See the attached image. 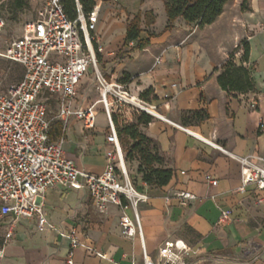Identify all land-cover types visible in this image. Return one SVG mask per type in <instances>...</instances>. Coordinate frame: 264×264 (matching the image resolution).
I'll return each instance as SVG.
<instances>
[{
  "label": "crops",
  "instance_id": "0c3cea01",
  "mask_svg": "<svg viewBox=\"0 0 264 264\" xmlns=\"http://www.w3.org/2000/svg\"><path fill=\"white\" fill-rule=\"evenodd\" d=\"M119 1L96 0V33L103 49L97 55L98 68L103 70V57L116 60L114 75H125V84L134 95L153 90L144 99L157 106L159 116H153L141 130L156 140L165 157L163 167L174 173L166 187L143 182L137 186L149 195L138 208L148 258L163 264L160 246L180 239L191 249L187 264H264V199L259 201L264 190L249 185L240 191L241 166L230 156L264 157V0H248L245 10L243 0H231L213 24L200 29L178 18L171 30H166L164 0L115 3ZM147 11L156 16L152 26L145 24ZM138 13L142 15L140 39L149 33L156 36L146 48L131 51L137 41L123 48L126 29ZM160 13L166 24L157 30ZM242 41L249 44L244 65L251 70L255 90L228 94L214 70L221 69ZM122 48L128 52L120 58ZM242 55L239 48L238 64ZM91 73L94 80L91 67L78 85L76 107L80 106L79 90ZM50 99L48 107L55 104L56 114L58 100ZM92 105L97 109L94 127L85 128L72 118L63 149L79 169L101 174L111 148L108 120L99 98ZM202 109L207 118H188L189 111ZM136 169L137 162H131L130 172L135 175ZM206 175L217 184L209 183ZM181 191L192 192L197 199L181 204ZM45 211L54 225L49 232L39 231L34 220L23 218L4 244L6 228L0 227V246L4 244L5 249L0 264H68L70 259L72 264H145L140 236L122 235L118 206L99 212L85 189L57 186L46 192ZM128 212L133 215L131 209ZM224 212L228 217L222 220ZM72 229L81 243L76 247L68 236Z\"/></svg>",
  "mask_w": 264,
  "mask_h": 264
},
{
  "label": "built area",
  "instance_id": "2783aa9c",
  "mask_svg": "<svg viewBox=\"0 0 264 264\" xmlns=\"http://www.w3.org/2000/svg\"><path fill=\"white\" fill-rule=\"evenodd\" d=\"M35 17L25 24L22 34L14 38L2 54L8 61L23 67V78L15 83H5L0 68V227H5L4 244L12 237L17 221L30 219L39 231L49 232L54 225L45 211V195L51 187L85 189L99 212L111 206L121 211L122 235L134 238L139 235L144 247L139 204L147 202L149 195L131 180L125 154L118 136L114 116L120 121H132L141 112L159 116L157 106L134 95L125 83L108 79L98 68L96 26L98 13L84 14L78 4V15L68 17L63 0H31ZM5 25L0 15V32ZM160 57L156 63L160 62ZM92 67L98 84L99 102L108 120L107 141L111 148L106 152L107 166L101 174L77 167L68 158L63 143L72 118L85 128L94 127L97 114L95 105L76 107L80 81ZM56 97L58 111L49 117V99ZM62 124L60 136L51 140L53 121ZM216 148L227 152L222 146ZM241 166L240 191L249 185L264 190V157L260 155L237 156L230 154ZM212 185L217 180L206 175ZM181 204L197 199L189 191L178 194ZM264 197H259L263 201ZM131 209L133 215L128 210ZM228 217L224 212L222 220ZM64 235V233H62ZM71 246L80 245L76 229L68 235ZM4 244L0 246V263L5 256ZM190 247L183 240H167L160 246L163 264H187ZM145 264H154L144 247ZM72 264V260L68 261Z\"/></svg>",
  "mask_w": 264,
  "mask_h": 264
},
{
  "label": "trees",
  "instance_id": "16d2710c",
  "mask_svg": "<svg viewBox=\"0 0 264 264\" xmlns=\"http://www.w3.org/2000/svg\"><path fill=\"white\" fill-rule=\"evenodd\" d=\"M229 1L231 0H164L168 19L166 30H171L178 18H182L187 23H194L198 28L203 29L218 19ZM247 2L248 0H243V10L248 8ZM11 3L15 11H22L32 5L31 0H11ZM78 4L82 12L88 15L94 10L96 0H63L64 9L68 17L72 20L76 19L78 15ZM144 19L146 26H152L156 22V16L153 11L145 12ZM142 31V15L138 13L127 25L123 48L128 47L134 41H137V44L130 49L131 51L142 50L149 46L151 38L155 37L156 34L149 33L148 38L140 39ZM123 48L118 54L120 58H123L126 52H128L124 51ZM239 48L243 50L241 64L237 63L235 57V52ZM249 51V44L246 41H242L235 51L229 54L228 59L222 65L221 69L216 68L214 70V72H219L217 78L218 83L228 94H245L255 90V82L251 70L244 65V62L248 60ZM14 64L21 67L19 81L23 78L24 70L21 65ZM152 91V89L146 90L141 97L146 98ZM51 101L52 99L49 100V102ZM187 116L188 118L205 119L208 117V114L202 109L189 111ZM153 119L154 117L152 115L145 112L135 114L132 121H120L117 116H114L132 182L136 186H139V182H143L162 188L170 184L174 173L172 169L163 167L165 157L160 153L156 140L141 130V126L148 125ZM61 128L62 124L60 121L52 124L50 132L51 140H56L60 136ZM135 161L137 162V169L134 175L129 170V164Z\"/></svg>",
  "mask_w": 264,
  "mask_h": 264
},
{
  "label": "rangeland",
  "instance_id": "374dc122",
  "mask_svg": "<svg viewBox=\"0 0 264 264\" xmlns=\"http://www.w3.org/2000/svg\"><path fill=\"white\" fill-rule=\"evenodd\" d=\"M112 1V0H110ZM119 2H115L119 4ZM35 5L26 8L22 11H15L12 7L11 0H1L0 1V15L4 18L5 25L0 32V68L4 71L5 83H15L18 82L19 74L21 73V67L9 62L3 57V53L10 44V42L20 36L24 30L25 24L31 21L35 17ZM166 24L164 16L160 13L156 29L162 28ZM101 28V26H100ZM103 30L104 27H103ZM235 51V49L233 50ZM232 51V52H233ZM235 52V57L236 53ZM110 58L103 57L101 60V66L103 67V74L107 76L108 79L114 78L122 83L126 82L125 75H114L115 74V64L118 62L116 60H109ZM115 76V77H114ZM86 84H83L79 90L77 104L79 107H87L91 105L95 100L100 98L98 84L93 80V74L91 73L86 79ZM49 115L53 116L56 112V105H49ZM101 109V106H98Z\"/></svg>",
  "mask_w": 264,
  "mask_h": 264
},
{
  "label": "bare ground",
  "instance_id": "6f19581e",
  "mask_svg": "<svg viewBox=\"0 0 264 264\" xmlns=\"http://www.w3.org/2000/svg\"><path fill=\"white\" fill-rule=\"evenodd\" d=\"M152 112H153V113H157V111H155V110H152Z\"/></svg>",
  "mask_w": 264,
  "mask_h": 264
}]
</instances>
